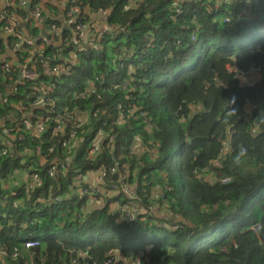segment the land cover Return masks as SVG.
Segmentation results:
<instances>
[{"label":"trees","instance_id":"1","mask_svg":"<svg viewBox=\"0 0 264 264\" xmlns=\"http://www.w3.org/2000/svg\"><path fill=\"white\" fill-rule=\"evenodd\" d=\"M27 6L0 5V58L13 54L0 60V133L12 142L0 154V264H264V0ZM37 9L44 31L68 18L62 38L42 41ZM6 26L16 32L1 36ZM17 31L36 47L9 50ZM23 66L39 76L24 77ZM253 69L261 76L251 82ZM26 117L34 128L47 120L44 132L23 125ZM60 117L79 146L55 135ZM55 161L66 168L52 177ZM103 166L117 174L83 194L85 177ZM20 169L38 172L41 184L28 193L13 184ZM126 173L143 207L151 195L162 214L131 223L110 206L130 202L108 194ZM31 238L40 246L25 248Z\"/></svg>","mask_w":264,"mask_h":264},{"label":"built area","instance_id":"2","mask_svg":"<svg viewBox=\"0 0 264 264\" xmlns=\"http://www.w3.org/2000/svg\"><path fill=\"white\" fill-rule=\"evenodd\" d=\"M18 3L22 7H24V6L27 5V0H20ZM12 15L14 16V14H12ZM35 16H36L35 18L37 20L41 19V11H40V9H37L35 11ZM42 21L43 20H41V22H39L41 25H42ZM86 28H87V26L83 25V24H79L77 26V30H83V29H86ZM77 30H72L73 36L78 35V33H77L78 31ZM5 31L6 32H16V30H12V28L9 27V26L5 27ZM59 31H60L59 28L56 25H53L52 29H50V30L46 29L45 30V34L42 33V36H40V38L42 39L43 42L50 43L52 35L60 36ZM16 35H17V38L19 40L15 43L13 52H17L18 47H20L21 43L24 42V41H25V43H27L29 45H34V47H36L35 46L36 39H31L29 36L25 37V35H22L18 31H17ZM43 47H44V45L42 44L40 46V48H43ZM36 49H38V48H36ZM84 49H85V47L83 45H80L79 50H84ZM35 51H38V50H35ZM43 51H41V52H43ZM10 67L11 66L7 63V64H5L4 69L8 70ZM53 71L55 73H60L61 70H60V67L57 66V67L53 68ZM22 74H23L24 77H27V78H30V79H34V78H37L39 76L38 73H36L35 71H32L27 66H23ZM41 103H43V99H41L39 97V99L37 100L36 104L39 105ZM46 121L40 119L36 123V126L34 128L32 122L29 120L28 117L22 119L23 125H25L28 129H35L36 132H37V135H40L46 129V124H45ZM67 129H68L67 120L64 119V118H61V117L58 118L57 119V125L55 126V129H54V131H55L54 133H55V135H61L63 137V141H64L63 145L64 146L66 145V147L68 148L70 146L77 145L79 143V141L77 140V137H78L77 129L75 128L74 130H70L68 135H67ZM7 135H11L10 131H7ZM2 136L3 135L0 133V144L3 146V150L0 152V154H8L9 149H8L7 146L8 145L10 146L12 142H11L10 139H6V138H5V140H1ZM20 139H23V137L21 136ZM99 139L100 138L98 137L97 139H95L93 141L92 148H91V151H90L91 155H94V154L98 153V151L100 150ZM54 146H55V144H54ZM54 146H50L49 152H52L54 150ZM64 167L65 166H64L63 162L59 163V161H55L52 164V166L49 168L48 173H49L50 176L54 177V176H56L58 174V170L60 168L63 169ZM116 171H117L116 167H110V168H107V167H104V166L101 167L99 169V171H97V181H96L97 185L96 186H90L89 188H82L81 192L83 194L94 195L95 192L98 189L97 187H99V188H103L104 187L105 178L107 177V175L109 173L114 174ZM19 173L20 172H15L12 175V177H15ZM124 180H125V178H122L120 180V182L122 183L121 187H119V185H116L113 188L117 189V190L121 188V190H118V191H122L128 197V199H130V202H128V204L120 206L117 209L119 211L120 215H122V217L125 220H127L128 222L132 223V222H135L139 218V216L142 215L143 213H151L153 215H157L158 213L162 212V211L158 212V211L155 210V208L150 207V206H148L147 208L143 207L141 197L137 194L136 191H133V189L131 187L125 186ZM226 180H228V179H224L223 182H226ZM21 184H23V185L26 184L27 185L26 186V192L28 193L33 187H36V186L41 184L40 174L38 172H34L33 174L29 175L28 178H26V180L18 183V185H21ZM13 194H16V191L13 192ZM152 198L154 199V197H152ZM58 200L60 201L61 198L60 197L57 198V201ZM0 242H1V239H0ZM37 246H40V241L38 239L31 238V239H28L27 241H25V248H27V249L34 248V247H37ZM75 261L76 260H73V262H75ZM111 263H112V261L108 260L104 264H111Z\"/></svg>","mask_w":264,"mask_h":264},{"label":"rangeland","instance_id":"3","mask_svg":"<svg viewBox=\"0 0 264 264\" xmlns=\"http://www.w3.org/2000/svg\"><path fill=\"white\" fill-rule=\"evenodd\" d=\"M31 14L33 15L31 18H33V19H35V20H37L35 17V15L31 12ZM11 17H13L12 15H11ZM2 17H1V15H0V23H2V19H1ZM14 18V17H13ZM38 22H41V19H39V20H37ZM30 27H32V26H30ZM2 35H5V36H12V34H13V32H3V33H1ZM178 43H180V40L178 39ZM255 72H257V73H259V69H257V70H255V69H253L252 71H250L249 73H248V77H247V79L249 78V80H251V82L252 81H255V80H257L261 75L260 74H256ZM45 96H46V94H45ZM251 104V102H248L247 104H246V106L248 107V105H250ZM2 123V122H1ZM229 133H230V129H229ZM1 140H5V137H1ZM59 142H60V140H59ZM59 142H57L58 144H59ZM64 144V143H63ZM228 144V143H227ZM66 146V145H65ZM77 146H79V143L77 144ZM3 150V146L1 147V151ZM0 151V152H1ZM215 165L216 166H218L219 165V162H215ZM64 168H66V165L64 164ZM22 171H23V169H20V170H18V171H16V172H20L19 174H17L15 177H13L14 178V180H13V184H15V185H18V183H20V182H22V181H24L25 179H21L20 178V175L22 174ZM93 172V171H92ZM93 173H97V172H93ZM14 174V173H13ZM12 174V175H13ZM115 174H117L116 172H115ZM12 175H11V177H12ZM30 174L28 173V172H26V177L25 178H28V176H29ZM121 176V175H120ZM128 176H129V174H124V175H122L121 177H120V179H119V182H120V180L122 179V178H125V180H124V184H125V186H129V187H131L132 189H133V191H136L137 192V190H136V184L134 185V184H130L129 183V181H128ZM87 178H89L90 176L89 175H87L86 176ZM136 177V176H135ZM121 185H122V183L120 182V185H119V187H121ZM135 186V187H134ZM118 187V188H119ZM118 190H121V188L120 189H118ZM117 189H114V188H112L111 189V191L110 192H108V194H109V196L110 195H118V194H122V195H124L127 199H128V197L122 192V191H118ZM107 194V195H108ZM154 196H158L159 194L158 193H155V194H153ZM130 199H128V201H129ZM122 201H120V200H116V199H114L113 201H111L110 202V206H112V205H117V204H121L120 206H123V204L121 203ZM149 202H150V207H153V208H155V210L156 211H158V212H160V211H162L161 212V214L164 212V207H162L161 205H159V204H157L156 202H154L153 201V198H152V196L151 195H149ZM106 201H105V199H104V201L102 202V203H100L99 204V206H105L106 205ZM128 203V202H127ZM126 204V203H125ZM92 206V205H91ZM120 206H118V208L120 207ZM98 207V206H97ZM117 209H115V211H116ZM83 211L85 212V211H87V208H84L83 209ZM160 215V214H159ZM22 253H26V250L24 249V248H22V250H17V252L15 251V253H14V257L15 258H17V257H19Z\"/></svg>","mask_w":264,"mask_h":264},{"label":"crops","instance_id":"4","mask_svg":"<svg viewBox=\"0 0 264 264\" xmlns=\"http://www.w3.org/2000/svg\"><path fill=\"white\" fill-rule=\"evenodd\" d=\"M20 0H17V3L19 2ZM14 3V0H0V5H7V6H9V5H12ZM27 4H28V6L27 7H29V0H27ZM30 12V11H29ZM61 20H60V23H59V25H60V28H59V33H60V36L59 37H61L62 38V35H63V33L69 28V24H71V23H69V20H68V18H66L65 16L64 17H61L60 18ZM37 23H36V26L38 27V29H39V36H41L42 34V31H44V27L38 22V21H36ZM26 35H25V37H31L30 36V33L29 32H26L25 33ZM1 36H5V35H2L1 34ZM74 37V36H73ZM72 37V38H73ZM14 48H9V50H13ZM9 53L8 54H5V56H4V58H0V60H4V59H9V57L10 56H13V54H12V52H10V51H8ZM15 57H13V58H11V59H14ZM26 170H23L22 171V174L20 175V178L21 179H25L26 180ZM90 177L89 178H87V177H85V180L86 181H88L89 182V184L91 185V186H96L97 185V173H92L91 175H89ZM135 187V186H134ZM98 201H95V203H97ZM94 203V200H90V206L91 205H96ZM121 204L119 203V204H117V205H112V207H113V209H118V206H120ZM89 206V207H90ZM159 214H161V212L160 213H158L157 215H159ZM156 215V216H157Z\"/></svg>","mask_w":264,"mask_h":264},{"label":"water","instance_id":"5","mask_svg":"<svg viewBox=\"0 0 264 264\" xmlns=\"http://www.w3.org/2000/svg\"><path fill=\"white\" fill-rule=\"evenodd\" d=\"M27 11H29V8L26 9ZM43 34H45V31H42ZM11 52V51H10ZM15 64H18L17 61H15Z\"/></svg>","mask_w":264,"mask_h":264}]
</instances>
